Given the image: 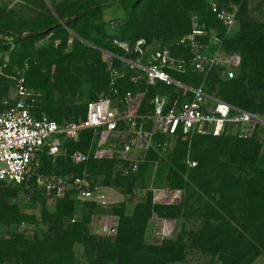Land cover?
I'll return each mask as SVG.
<instances>
[{"label":"trees","instance_id":"1","mask_svg":"<svg viewBox=\"0 0 264 264\" xmlns=\"http://www.w3.org/2000/svg\"><path fill=\"white\" fill-rule=\"evenodd\" d=\"M190 3L198 10V17L202 23L199 24L203 25L206 30V33L199 39L208 41L209 36L213 34L210 32H214L221 38L222 44H227L238 50L240 64L248 67V74L254 75L259 80L264 79V30H252L251 27H248L241 31L239 37L231 38V32L225 34V26L210 11L207 0H84L71 6L66 13L38 20L26 32L15 31L11 26L2 22H0V31L11 35L12 43L22 47L24 57L28 55L25 47H31V43L35 39L46 33L54 32V35H62L63 44L61 47H63L69 29L77 32V36L68 49L62 51L50 43L47 51L40 55L39 63L34 65L31 62L30 69L24 73L27 85L41 93L34 107L36 116L43 112L59 123L64 120L84 117L87 101L83 114H80L77 112L80 110L78 105L73 104L70 107L62 108L55 104L53 90H60L61 96H64L65 90H69L70 94H73L76 87L79 88L83 82L88 81L93 89L101 88L106 91L110 86L112 69L121 73L115 79V86L121 94L128 89L135 92L141 88L142 81L144 96L142 105L137 112L143 114L152 108L150 100L156 93L170 92V95H175L177 93L174 90L176 86L160 79H156L154 83L147 82L143 71L130 67L128 63V60H133L136 52L132 51L126 55L124 49L113 39L125 40L129 38L128 40H131L132 43L141 37H144L147 42L157 38L160 39V46L168 45L166 44L168 41L178 40L179 37L191 31V15L188 11ZM225 4L223 5L228 7ZM113 6H120L127 12L124 20L125 25L120 28L119 33L104 34L101 39H96L93 43L82 41L81 38L89 39L88 21L93 16L101 14L104 9ZM218 29L222 30L217 32ZM253 39L254 41L251 43ZM1 47L6 48L8 44H2ZM171 47V52L174 55L185 58L190 56L189 49L182 45L181 47ZM153 48L151 47V49ZM175 48L183 51V54H178ZM103 50L112 54V69L110 68V71L106 70V64L100 60V53ZM21 64L19 63L20 66ZM44 64H47V69L41 71V66ZM135 70L142 74V80L139 79L137 82L131 80L130 77ZM194 71L197 70L187 65L184 72L172 71V74L183 82V79L187 77L193 79V75L196 74ZM195 83L188 84L198 85ZM157 87L167 90L157 91ZM244 89L242 75L228 78L220 89L222 100L257 112L264 117V112H261L264 111V100L257 106L261 111H255L253 105L247 104L248 100L245 98ZM88 94L90 93L88 92ZM147 98H149V102H147ZM259 126L248 138H237L229 134L187 136L181 132L176 133L185 139L178 141L176 150L179 152L172 154L174 158L180 155L181 157L186 156L189 144L186 138H192L189 145L193 150L201 147L200 153L194 156L198 159L197 162L187 172L189 184L197 186L204 192L217 191L222 195L219 211L215 213V210L210 207L211 213H209V215L214 214L218 217L219 222L216 225L205 223L199 233L193 236V242L217 255L224 264L236 263L247 253L252 252L253 255H257L260 250H264V164L259 161L262 150V138L258 133ZM94 134L93 128H85L81 130L78 139H65L63 147L68 154L67 157L70 159V154L74 150L92 152L95 143ZM165 137L163 134L154 135V143L147 150L145 159L139 164L137 172L133 174L121 175L115 171L118 161L114 158H96L92 155L84 162L73 163V166L65 165L62 170L52 171L49 168L53 163L52 158L64 156L60 153L53 157L45 152L40 155L39 171L65 174L72 172L73 169L77 173L86 170L89 175L92 173L95 176L103 171H105V175H109L113 169V172L117 174V179L113 182L120 185L122 183L120 179H132L138 174L153 156L151 153L162 145ZM178 177L181 178L180 175ZM28 183L41 190L37 187L35 178H31ZM102 183L113 185L105 177L102 178ZM18 184L23 185L22 183ZM69 191L74 192L73 189L67 192ZM90 202L96 203V201ZM152 207L162 216L175 215L179 211L175 204L152 202L151 195H149L145 201L136 204V214L132 219L124 215L120 216L114 239L117 246H120V251L108 249L107 244L102 242L93 241L91 243L92 247L97 248V259L103 262L109 258L114 264H160L172 259L173 252L170 251V241L154 246L143 243L144 226ZM67 213H70V210L64 208V199L58 197L54 220L61 221ZM31 218H33L32 214L20 209L4 210L0 208L1 221L19 222ZM88 236L87 227L82 222H73L61 230L59 237L51 240L36 239L31 242H22L20 249H16L15 244L18 241L15 239H0V258L13 254L16 256L15 260L18 264H27L36 258L47 256L45 251L49 250L53 252L55 264H70L73 261L72 243L75 240L87 239ZM254 240H258V243ZM15 249L17 251H14Z\"/></svg>","mask_w":264,"mask_h":264},{"label":"rangeland","instance_id":"2","mask_svg":"<svg viewBox=\"0 0 264 264\" xmlns=\"http://www.w3.org/2000/svg\"><path fill=\"white\" fill-rule=\"evenodd\" d=\"M82 1L84 0H0V22L11 26L15 31L26 32L38 20L66 13L71 6ZM221 1L219 0L222 5L226 3L225 5L229 8L232 4H237L238 6L234 25L231 29V38L239 37L241 31L248 27H251L252 30H264V0ZM188 11L192 17L191 24L193 19L196 23L202 24L198 17V10L192 3L188 6ZM126 16L127 12L120 6L104 9L101 14L93 16L88 21L89 39L81 38L82 41L93 43L96 39H101L104 34L119 33L120 28L125 25ZM221 30L218 29L217 32ZM210 33L215 34L214 32ZM76 34V30L69 29L67 38L64 41L65 44L61 47L63 44L62 35H54V32L46 33L35 39L31 43V47H25L28 52L26 57L23 56L22 47L14 43L8 44L6 48L1 47L0 110L3 108V101H11L15 96L13 75L18 73L24 75L30 69L32 63L34 65L38 64L40 55L47 51L50 43L62 51L63 49H68L72 45L73 39L77 36ZM128 39L114 38L113 40L124 49L126 55L132 51L136 52L133 61L146 62L151 52L155 48L161 47L160 39L157 38L147 42L144 37H141L132 43ZM138 40H141L139 44L141 51L136 49ZM253 41L254 39L251 43ZM166 44L171 46L175 44L172 47H181L177 39L168 41ZM151 47L154 48L151 49ZM213 49L214 46L212 45L208 48V52H213ZM176 52L183 54V51L178 49H176ZM233 54L239 55L236 48L221 43L220 60L207 72L195 69L197 71H194L196 72L193 75L194 78H184L183 82L202 84L210 96L222 99L220 89L226 79L242 75L246 93L245 98L248 100L247 104L253 105L255 111H261L257 106L264 100V79L259 80L254 75L248 74V67L241 66L240 60L238 64L228 63L229 57ZM93 57L92 59H94ZM100 57L101 62L106 64V70L110 71L112 69V54L103 50L100 53ZM19 63H22L21 66ZM46 69L47 64L41 66V71ZM230 69L233 71L232 76L227 74ZM133 74L138 76L137 81L139 79L142 80L140 72L135 70ZM140 87L134 92L130 100L120 103L122 111H137L140 108L144 96L142 81ZM103 90L101 88L93 89L87 81L83 82L79 88L76 87L73 94H70L69 90H65L64 96H61L60 90H53V98L55 104L62 108L70 107L73 104L78 105L80 110L77 112L83 114L85 102L99 96ZM156 90H163L164 92L167 89L157 87ZM168 93L170 94V92ZM174 93L176 92L174 91ZM148 99H146L147 102H149ZM258 133H260L262 138V150L259 161L264 164V125L260 124ZM96 138L97 135L94 134V140ZM181 139L185 138L176 134L166 136L162 145L158 150L151 153L153 156L138 174L132 179H120L122 181L120 185L113 182L117 179V174L113 172V169L109 175H105V171L95 176L89 172L91 180L95 181L98 179L102 181V178L105 177L113 184L105 185L103 183L106 186L103 191L112 196L113 201L92 203L90 200L76 197L73 191L66 192L60 197L64 199V208H69L70 213L64 215L59 222L54 220L56 199L58 197L48 195L34 188L29 183L27 185L0 183V208L4 210L20 209L33 215V218L19 222L0 220V239H15L18 241L15 244L16 249H20V243L22 242H31L36 239L51 240L59 237L61 230L70 223L82 222L87 227L89 236L87 239L75 240L72 243L71 253L73 261L70 264H114L109 258H106L103 262L98 260L97 248L95 246L92 247L91 243L93 241H96V243L102 242L107 244L108 249L120 251V246H117L116 242H114L120 216L124 215L132 219L136 214V204L145 201L151 195L152 202L175 204L176 209H179L175 215L162 216L152 207L151 213L146 220L142 236L143 243L154 246L170 241V251L173 252L172 259L160 264H224L217 255L193 242V236L199 233L205 223L216 225L219 222L220 219L218 217L214 216V214L209 215V213H211V208L215 210V213L219 211L222 195L217 191L204 192L197 186L189 184L187 172L197 162L198 159L194 158V156L200 153L201 147L199 146L193 150L189 145L192 138H186L189 142L186 156L181 157L180 155L174 158L172 154L179 152L176 150V145ZM63 151L60 155L64 157L52 158L53 163L49 167L50 170L58 171L62 170L65 165L73 166V162L71 158L67 157L68 154L65 149ZM61 158L63 159L61 160ZM75 170L77 171V169ZM179 175L181 178L178 177ZM72 217L75 218L74 221L71 220ZM113 223L116 225L115 230H111ZM255 242L258 243V240ZM16 249L14 251H17ZM45 253L47 256L36 258L32 262H27V264H55L53 252L46 250ZM15 258L16 256H13V254L4 255L0 258V264H18ZM232 264H264V250H260L257 255H253L252 252L247 253L238 262Z\"/></svg>","mask_w":264,"mask_h":264},{"label":"built area","instance_id":"3","mask_svg":"<svg viewBox=\"0 0 264 264\" xmlns=\"http://www.w3.org/2000/svg\"><path fill=\"white\" fill-rule=\"evenodd\" d=\"M208 5L225 26V34L230 33L237 4L228 8L219 0H208ZM205 33L203 25L193 19L191 31L178 38V43L189 49L188 58L174 55L169 45H163L155 48L146 62L128 60L131 67L143 71L147 82L160 79L176 86L175 95L156 93L150 100L152 108L143 114L120 109V103L130 100L134 92L128 89L121 94L117 91L115 79L121 73L116 69L111 70L109 89L86 102L84 117L61 123L43 112L36 116L34 107L40 91L27 85L22 73L13 75L15 96L11 101H3L0 110V183L27 185L35 178L37 187L53 197L73 189L78 198L105 203L113 199L103 191L106 186L102 181L91 180L86 170L81 173H42L39 171L40 155L45 152L54 157L64 152L65 139L76 140L82 129L93 128L97 138L92 152L74 150L70 154L72 162H84L90 155L114 158L118 161L115 171L128 175L137 172L154 143L155 134H229L237 138L253 135L260 124L264 125V117L259 113L210 96L202 84L184 83L172 74V71L184 72L187 65L207 72L220 60L221 38L211 34L208 41H201L199 37ZM140 42L138 40L136 45L139 51ZM11 43V35L0 31V45ZM212 45L213 52H208ZM239 60V55L233 54L228 63L238 64ZM227 74L232 76L233 71L230 69ZM137 75H131L133 82L137 81ZM115 228L113 223L111 230Z\"/></svg>","mask_w":264,"mask_h":264}]
</instances>
